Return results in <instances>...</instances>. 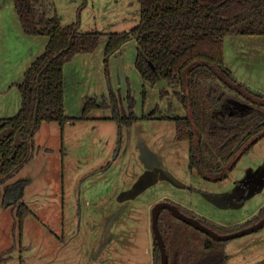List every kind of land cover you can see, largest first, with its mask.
Returning a JSON list of instances; mask_svg holds the SVG:
<instances>
[{
    "label": "rangeland",
    "instance_id": "1",
    "mask_svg": "<svg viewBox=\"0 0 264 264\" xmlns=\"http://www.w3.org/2000/svg\"><path fill=\"white\" fill-rule=\"evenodd\" d=\"M36 4L50 5L51 15L56 12L63 26L80 20L81 31L103 33L94 58L78 63V67L88 64V69L74 75L66 112L81 117L88 98L108 107L92 111V118L100 119L77 120L64 130L58 122L47 123L37 133L34 162L11 181L24 182L22 201L33 213L25 221L23 252L17 231L18 251L7 264H20L21 256L25 264H154L149 233L153 234L154 202L161 198L198 209L223 226L246 223L245 218L264 202V138L228 179L209 182L190 170L189 142L177 139L175 122L149 118L121 128L108 119L111 88L122 102L131 91L139 116L155 110L160 116L187 115L176 87L164 81L156 86L138 84L131 46L125 50V63L118 62L123 69L119 74L133 77L128 90L119 85L110 58L102 62L99 55L105 52L109 33L130 31L139 24V0H36ZM48 41L46 36L27 35L14 1L0 0V119L12 118L20 110L22 96L16 84L24 81L26 70ZM224 52L225 64L237 80L264 94V36H228ZM239 118L242 115L236 111L232 117L224 114L220 122L232 124ZM172 225L174 230L181 226L173 221ZM182 225L194 234V228ZM13 227L12 207L0 206V254L15 245ZM191 234L180 233L173 249L184 256L190 250L197 255L204 252ZM206 237L210 238L199 236L201 241ZM224 246L226 264H257L264 260V228Z\"/></svg>",
    "mask_w": 264,
    "mask_h": 264
},
{
    "label": "trees",
    "instance_id": "2",
    "mask_svg": "<svg viewBox=\"0 0 264 264\" xmlns=\"http://www.w3.org/2000/svg\"><path fill=\"white\" fill-rule=\"evenodd\" d=\"M13 1L24 32L29 36H46L49 41L44 53L25 72L24 81L16 84L22 96L20 110L12 118L0 119V206L12 207L15 238V245L0 254V264H7L12 253L18 251L17 231L20 253L24 250V225L33 213L22 201L26 185L18 181L6 183L34 159L36 134L44 123L58 122L64 130L69 123L89 120L95 108L108 107L106 102L98 104L95 98H88L81 117H70L65 110V65L77 54L93 53L100 45L103 33L81 31L80 20L63 26L56 12L51 15L50 5L42 4L39 8L36 0ZM139 2V24L130 31L108 34L105 62H109L108 58L124 44L135 39L138 44L135 66L142 79L153 86L166 81L179 89L175 93L187 115L162 116L161 119L175 122L177 139L189 142L190 170L197 171L209 182L224 181L264 138V94L240 83L227 68L225 38L264 36V0ZM107 77L110 79L109 73ZM110 100L111 119L121 128L154 117L157 112L153 111L150 117H138L131 91L128 99L122 102L111 88ZM236 111L242 118L232 124L220 122L224 114L232 117ZM5 184L2 193L1 186ZM175 205L219 234L239 231L264 217L263 207L246 223L227 227ZM174 219L170 211L161 212L160 227L167 243L169 264H226L225 242H215L207 237L201 241L199 236L204 233L196 229L193 243L202 245L204 252L197 255L192 250L184 256L183 252L175 251L171 247ZM154 246V264H161L155 237ZM20 264H25L23 256ZM257 264H264V260Z\"/></svg>",
    "mask_w": 264,
    "mask_h": 264
},
{
    "label": "crops",
    "instance_id": "3",
    "mask_svg": "<svg viewBox=\"0 0 264 264\" xmlns=\"http://www.w3.org/2000/svg\"><path fill=\"white\" fill-rule=\"evenodd\" d=\"M47 44H48V42H47ZM47 46V45H46ZM128 46H131L133 49H134V53H136V57H137V50H138V44H137V41L135 40V39H133V40H131V41H129V42H127L126 44H124L122 47H121V49L119 50V51H117L114 55H112L111 57H110V62H112V70L114 69V71L116 70V72L118 73V83H119V85H121V88L122 89H124V88H127V90H128V84H129V81L128 80H131L130 82H132V79H133V77H127L125 74H124V72L120 75L119 74V72H122L123 71V69H120L119 67H118V62H119V60L120 59H122V61H123V63H125V60H126V57L125 56H127V54L126 55H124L125 54V50H126V48H129ZM45 49H46V47H45ZM131 51H132V49H131ZM96 52H97V49L93 52V53H80V54H77L69 63H67L66 65H65V82H66V94H65V110H66V107H67V104H68V99H67V93L68 92H70V88L69 87H71L72 89H73V78H74V75L76 76V75H78V73H83L86 69H88V64H82V65H80V67H78V63L80 64V61L82 60V61H84L85 63H87L90 59H92V58H94V54H96ZM101 53H99V55L101 56V58H102V62H104L105 61V52H104V54H103V50L102 51H100ZM44 53V52H43ZM42 53V54H43ZM41 54V55H42ZM39 57V56H38ZM37 57V58H38ZM136 57L134 56V75H135V78L136 79H138L137 80V82H138V84L140 85V83L141 84H143V85H147V84H149V85H152L151 83H149V82H145L143 79H142V77H141V74L139 73V71L137 70V68H136V66H135V62H136ZM37 58H35V60L37 59ZM34 60V61H35ZM114 60L115 61H117L116 63H114ZM33 61V62H34ZM32 62V63H33ZM32 65V64H31ZM30 65V66H31ZM29 66V67H30ZM74 68H75V70H74ZM122 70V71H121ZM27 71V70H26ZM119 71V72H118ZM126 74H129V71L128 72H126ZM112 76H113V74H112ZM114 77V76H113ZM126 77V78H125ZM117 78V77H116ZM164 82H166V81H164ZM160 83V82H159ZM158 83V84H159ZM168 85H169V83L168 82H166ZM113 84H114V81H113ZM157 85V84H156ZM156 85H154V86H156ZM153 86V85H152ZM170 86V85H169ZM177 90H179V89H177ZM126 100V99H125ZM85 102H83V104H84ZM183 105V104H182ZM67 111V110H66ZM82 113H83V109H82ZM92 113V112H91ZM91 113H90V115H89V120L90 119H100V118H97V117H99V116H96V118H92V116H91ZM153 113V112H152ZM66 114H67V112H66ZM68 115V114H67ZM138 117H141V116H139L138 115V112H137V114H136ZM146 115V114H145ZM150 115H151V113L149 114V115H146V116H149L150 117ZM69 116V115H68ZM163 116H169V114H167V115H163ZM185 116V115H184ZM71 117V116H70ZM74 117V116H73ZM161 117L162 116H160V115H158L157 114V112H156V114H155V116L154 117H151V119H153V118H155V119H161ZM112 118V115L111 116H108V119H111ZM101 119H103V118H101ZM44 124H47V123H44ZM44 124H43V126L41 127V130H42V128L44 127ZM48 124H50V123H48ZM69 124H71V123H69ZM66 128V127H65ZM40 130V131H41ZM39 131V132H40ZM37 135V134H36ZM36 144V143H35ZM42 151V150H41ZM50 150L48 149V148H44V152H46V153H48ZM35 158L36 157H34V159L30 162V163H32V162H34V160H35ZM13 180V179H12ZM12 180H10L9 182H7V184L9 183V184H11V181ZM236 183H238V181L236 182ZM167 201V200H169L168 198H161V199H158V200H156L154 203H157V202H160V201ZM179 205H181V206H183V207H185V208H187V209H189V210H191V211H193V212H195V213H197L198 215H200V216H202V217H205V218H207V219H209V220H211L210 218H209V216L206 214V213H203V212H200L198 209H194L193 207H186L184 204H179ZM2 207V206H1ZM264 207V202H261L260 204H258L257 205V208L255 209V211L252 213V214H249L245 219L248 221V220H250L251 218H253L254 216H256L258 213H259V211L262 209ZM173 222H175V224L177 223V224H180V225H178V226H180V228H178L177 230L175 229L174 230V234H173V239H172V241H171V243H173V245H174V242H175V239L180 235V233H184L185 235H186V233H187V231H191L192 232V236L190 235V237L192 238L193 237V231L192 230H190V229H188V227H186L185 225H182V223H181V221H179L178 219H174V220H172ZM237 225V224H236ZM226 226V225H225ZM79 234V233H78ZM24 236V235H23ZM149 238H150V241L151 242H153L154 241V237H153V234L151 233V231H150V233H149ZM66 239H65V236L64 237H62V241L64 242ZM176 243V242H175ZM190 251H192V250H190ZM225 251H226V247H225ZM227 256H228V254H226ZM226 259H228V258H226ZM227 261V260H226ZM103 264H105V263H103Z\"/></svg>",
    "mask_w": 264,
    "mask_h": 264
},
{
    "label": "water",
    "instance_id": "4",
    "mask_svg": "<svg viewBox=\"0 0 264 264\" xmlns=\"http://www.w3.org/2000/svg\"><path fill=\"white\" fill-rule=\"evenodd\" d=\"M163 210L170 211L174 218L206 234L212 240L217 242L231 241L233 239L258 232L264 228V217H263L256 224L252 226L246 227L244 229L229 234H219L213 229L204 225L198 219L185 214L175 204L171 203L170 201H166V200L160 201L156 203L152 209V232L160 249L161 264H169V259H170L167 250V243L160 227V216Z\"/></svg>",
    "mask_w": 264,
    "mask_h": 264
},
{
    "label": "flooded vegetation",
    "instance_id": "5",
    "mask_svg": "<svg viewBox=\"0 0 264 264\" xmlns=\"http://www.w3.org/2000/svg\"><path fill=\"white\" fill-rule=\"evenodd\" d=\"M173 242V241H172ZM171 247L174 248V245L171 243ZM176 250V249H175ZM176 251H179V250H176Z\"/></svg>",
    "mask_w": 264,
    "mask_h": 264
},
{
    "label": "built area",
    "instance_id": "6",
    "mask_svg": "<svg viewBox=\"0 0 264 264\" xmlns=\"http://www.w3.org/2000/svg\"><path fill=\"white\" fill-rule=\"evenodd\" d=\"M105 264H107V263H105Z\"/></svg>",
    "mask_w": 264,
    "mask_h": 264
}]
</instances>
